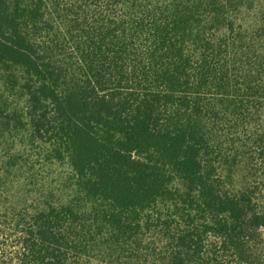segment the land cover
Returning a JSON list of instances; mask_svg holds the SVG:
<instances>
[{
	"label": "trees",
	"instance_id": "obj_1",
	"mask_svg": "<svg viewBox=\"0 0 264 264\" xmlns=\"http://www.w3.org/2000/svg\"><path fill=\"white\" fill-rule=\"evenodd\" d=\"M244 1L0 0V64L21 72L31 129L76 186L0 264H92L96 228L123 244L153 221L170 232L164 264H259L264 211L221 186L215 159L220 109L264 90V15L253 36L226 15Z\"/></svg>",
	"mask_w": 264,
	"mask_h": 264
},
{
	"label": "rangeland",
	"instance_id": "obj_2",
	"mask_svg": "<svg viewBox=\"0 0 264 264\" xmlns=\"http://www.w3.org/2000/svg\"><path fill=\"white\" fill-rule=\"evenodd\" d=\"M226 15L245 35L253 36L263 22L264 0H245ZM249 44L259 47L257 42ZM11 73L21 74L0 64V257H10L18 250L16 229H23L33 215L51 204L76 203L73 168L67 157L61 161L52 157L48 142L31 129L23 79L18 82ZM233 95L217 120L218 180L231 193L251 194L256 209L264 211V90L257 98L243 91ZM78 203L82 211L89 209L88 203ZM169 205L158 203L163 216ZM178 208L176 219H166L172 226L187 219L185 205L178 202ZM150 224L151 229L132 230L123 244L112 239L107 229L96 228L92 264H164L171 249L170 232L153 228L154 221ZM207 240L204 250L214 238ZM253 241L260 253L259 264H264V229Z\"/></svg>",
	"mask_w": 264,
	"mask_h": 264
}]
</instances>
